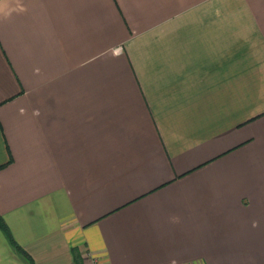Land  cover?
<instances>
[{"label":"crops","instance_id":"0c3cea01","mask_svg":"<svg viewBox=\"0 0 264 264\" xmlns=\"http://www.w3.org/2000/svg\"><path fill=\"white\" fill-rule=\"evenodd\" d=\"M0 218V264H264V0H0Z\"/></svg>","mask_w":264,"mask_h":264},{"label":"trees","instance_id":"16d2710c","mask_svg":"<svg viewBox=\"0 0 264 264\" xmlns=\"http://www.w3.org/2000/svg\"><path fill=\"white\" fill-rule=\"evenodd\" d=\"M0 227L3 228L7 232V229L4 223L2 222L1 218H0ZM8 238H9L10 244L13 247V249L24 259L25 263L33 264V260L31 256L21 246H19L10 236H8Z\"/></svg>","mask_w":264,"mask_h":264},{"label":"built area","instance_id":"2783aa9c","mask_svg":"<svg viewBox=\"0 0 264 264\" xmlns=\"http://www.w3.org/2000/svg\"><path fill=\"white\" fill-rule=\"evenodd\" d=\"M90 264H98V262L95 258H91Z\"/></svg>","mask_w":264,"mask_h":264},{"label":"clouds","instance_id":"9594fccd","mask_svg":"<svg viewBox=\"0 0 264 264\" xmlns=\"http://www.w3.org/2000/svg\"><path fill=\"white\" fill-rule=\"evenodd\" d=\"M21 10H23V9H21Z\"/></svg>","mask_w":264,"mask_h":264}]
</instances>
